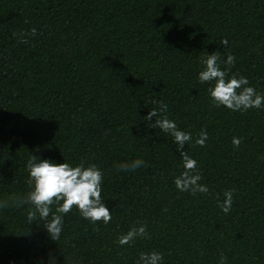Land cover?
<instances>
[{
    "label": "trees",
    "instance_id": "trees-1",
    "mask_svg": "<svg viewBox=\"0 0 264 264\" xmlns=\"http://www.w3.org/2000/svg\"><path fill=\"white\" fill-rule=\"evenodd\" d=\"M32 28L35 37L19 36ZM217 51L235 57L228 79L264 96V0H0V202L10 205L0 208V264H136L153 251L163 264H219L221 254L264 264V107L212 105L213 84L198 75ZM160 102L167 111L144 120ZM163 116L192 135L181 151L207 194L176 189L180 152L149 127ZM202 130L208 140L194 146ZM29 155L96 165L111 221L93 224L74 207L57 241L44 221L29 223V206L13 201L30 190ZM135 159L147 167L116 171ZM232 189L224 214L217 204ZM140 225L150 239L118 245Z\"/></svg>",
    "mask_w": 264,
    "mask_h": 264
},
{
    "label": "clouds",
    "instance_id": "clouds-1",
    "mask_svg": "<svg viewBox=\"0 0 264 264\" xmlns=\"http://www.w3.org/2000/svg\"><path fill=\"white\" fill-rule=\"evenodd\" d=\"M14 36L17 33H13ZM37 30L32 28L30 32L19 33L20 37H35ZM27 43V39L21 40ZM220 44L227 46L228 41L223 39ZM221 62L225 65V70H221ZM235 57L228 55L222 61L220 52H214L205 55L201 64L203 69L199 72L198 82L200 84H213L207 89L214 107L223 106L232 112H246L249 109H260L264 107V96L258 94L253 87L247 86L249 81L240 76L237 78L233 74L228 79L229 70L234 66ZM167 111V105L163 102L159 104V111L153 108L149 111L144 120L150 121L157 117L161 112ZM150 128H158L160 131L173 138L177 151L182 157L183 171L174 179L175 187L180 192H189L192 195L207 194L209 189L201 184L202 179L197 170V161L189 156L185 151H181L185 144L192 142V135L178 129L175 121L163 116L161 119H155L154 124H149ZM208 140L206 130L198 134L194 146H205ZM235 148L241 144V139L233 137L231 141ZM147 167L142 159H135L131 163H122L115 165L117 172L134 171L140 167ZM29 191L20 198H13L15 205L29 206L26 219L29 223L33 221H44V228L53 241H57L63 231L65 214L69 213L75 207L81 217L95 224L102 221L107 225L112 216L105 207L101 197L103 173L96 165L85 167L83 163L76 167H71L68 163L54 164L48 160H40L34 155H29L27 162ZM235 189L224 192V200L218 203L217 207L224 214L231 211L233 204V195ZM219 200V198L217 197ZM9 202H0V208H8ZM53 207L55 210L53 211ZM167 211V209H164ZM139 223V222H138ZM137 238H149L146 226L132 227L126 234L118 237L117 243L123 247L130 245ZM227 258L221 254L219 264H226ZM52 264H55L54 258ZM136 264H163V255L158 252L140 253Z\"/></svg>",
    "mask_w": 264,
    "mask_h": 264
}]
</instances>
